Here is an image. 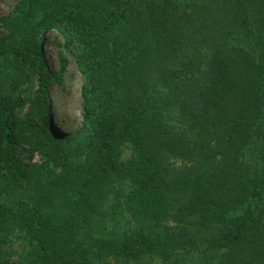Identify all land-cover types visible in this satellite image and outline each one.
<instances>
[{
  "label": "trees",
  "instance_id": "obj_1",
  "mask_svg": "<svg viewBox=\"0 0 264 264\" xmlns=\"http://www.w3.org/2000/svg\"><path fill=\"white\" fill-rule=\"evenodd\" d=\"M0 20V264H264V0H17ZM68 50L83 118L61 134Z\"/></svg>",
  "mask_w": 264,
  "mask_h": 264
},
{
  "label": "rangeland",
  "instance_id": "obj_2",
  "mask_svg": "<svg viewBox=\"0 0 264 264\" xmlns=\"http://www.w3.org/2000/svg\"><path fill=\"white\" fill-rule=\"evenodd\" d=\"M17 0H0V19L9 14ZM1 23V20H0ZM2 29L0 28V32ZM56 39L54 43L52 39ZM42 60H44L51 71H57L59 60L57 51L62 48L63 38L55 31L42 36ZM67 63L62 74L61 84L50 83L47 88V106L50 119L61 134H70L76 131L82 122V98L80 94L82 78L77 62L72 52H66ZM26 110V106L23 111ZM37 160L38 156L33 155Z\"/></svg>",
  "mask_w": 264,
  "mask_h": 264
}]
</instances>
